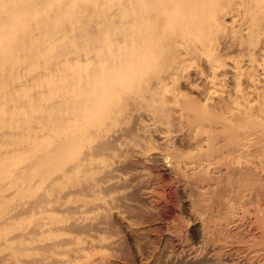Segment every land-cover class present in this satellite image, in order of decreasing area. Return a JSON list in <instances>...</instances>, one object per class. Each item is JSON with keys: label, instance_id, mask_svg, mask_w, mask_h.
Returning <instances> with one entry per match:
<instances>
[{"label": "rangeland", "instance_id": "rangeland-1", "mask_svg": "<svg viewBox=\"0 0 264 264\" xmlns=\"http://www.w3.org/2000/svg\"><path fill=\"white\" fill-rule=\"evenodd\" d=\"M46 1L0 0V28L7 25L0 30L3 40L10 39L9 33L27 18L34 5L42 7ZM55 1L51 17L58 19L55 28H40L42 36L33 43L31 52L21 53L19 58L10 56L0 68V238L25 229L36 234L33 227L39 222L36 228L44 230L39 233V242H46L45 250L50 249L51 241L65 234L85 236L88 231L96 232L94 243L85 239V250L70 252L63 263L57 264H195L185 259V253L195 241L196 226L172 175L171 163L197 151L202 138L179 124L180 117L173 114L174 107L179 109L176 104L166 103L171 140L165 142L160 131L145 129L144 119L137 115V102L122 94L128 87L127 79L136 70L140 74L138 82L169 66V47L160 44L167 28L169 37L183 39L190 49H195L187 57L188 69L180 73L178 82L176 77L170 84L168 98L181 91L182 104H203L206 83L193 84L191 76L193 68H199L203 75L221 79L215 101L219 103L218 118L226 119L228 104L235 99L240 104L253 99V116L260 117L258 108H264V0H198L201 4L193 17L182 12L174 22L169 16V0ZM58 4L63 11H57ZM192 4L187 0L186 5ZM226 11L238 13L239 26L231 30L229 18L224 30L214 29L210 18ZM72 13L73 21L68 22ZM42 16L41 13L37 18ZM42 19L39 26L49 25ZM73 23L75 29L71 28ZM222 39L224 46L220 45ZM1 45L5 42H0V54L5 50ZM10 45L12 49L17 46L16 42ZM156 46L158 56L153 53ZM14 71L22 75L19 79L29 77L28 88L33 90L30 96L20 86L5 91L4 86L12 87L17 79ZM135 85L139 86L138 92L141 85ZM124 115L132 117L127 120ZM112 135L119 136V140L110 138ZM161 154H168V159L163 160ZM109 161L112 167L102 166L101 162ZM109 170L115 177L107 174ZM78 183L89 189L72 194L70 189H79ZM106 196L116 199L113 206L106 203ZM16 205L25 213L15 221L16 225L2 224V218ZM79 206L91 210L75 213L74 207ZM26 208L32 209H28L30 213ZM99 224L104 227L100 234L94 227ZM3 252L0 248V257ZM45 252L48 251L41 250L39 254L46 255ZM208 253L199 257L203 264H212ZM0 262L6 263L1 258Z\"/></svg>", "mask_w": 264, "mask_h": 264}, {"label": "bare ground", "instance_id": "bare-ground-1", "mask_svg": "<svg viewBox=\"0 0 264 264\" xmlns=\"http://www.w3.org/2000/svg\"><path fill=\"white\" fill-rule=\"evenodd\" d=\"M169 1L171 2L169 5L170 6L169 16L170 17L172 16L171 20L173 22L179 17V15L182 12L184 14H188L187 15L188 17H193L194 14L198 11L199 3L201 4V1L198 2V0H192L193 1L192 6L186 5L187 0H186V2H184V0H169ZM48 2H50L49 5H48ZM56 2L57 1H55V0H47L44 4L45 6L40 7L41 5L40 6L34 5L30 11V14H28L27 18L24 19L23 21H21L18 26H16V28H17L16 30L12 29L14 32L9 33V36H10L9 40L4 41L3 39H5V37L0 36V38L2 39V40H0V42L1 43L5 42V45H3V46L1 45V48H4L5 50L3 51V53L0 54V68H2V65L6 64V60L9 61L12 56H13V58L14 57L19 58L21 53L31 52L32 47H33V43L36 42V40L38 38H41V36H42L41 33L39 32L40 28H45V27L55 28V25H57L56 21L58 19L57 18L52 19L51 17L53 16V11H52L53 9L52 8L56 4ZM237 2H236V4H237ZM57 7L59 8L57 10L58 12L63 11V8L59 4L57 5ZM235 7H237V6H235ZM41 13L43 16L37 18L38 15H40ZM72 15H73V13L71 15H69L71 17V19H69L68 22L73 21ZM152 18H153V16H152ZM229 18H230V25L232 27V28L230 27L231 30L237 28L239 26V21L241 18L239 17L238 13H235V12L230 13V11H229V13L227 11L222 12V13H215L210 18L211 23H212L211 26L214 29L215 28H222V29L224 28L225 29L226 28V26H225L226 22L225 21H226V19H229ZM41 19L46 24H49V25L39 26V24H41V22H42ZM78 19H80V18H78ZM154 19H155V17H154ZM154 19H153V22L155 21ZM74 24L75 23H73V25H71L72 29H75ZM226 24H228V23H226ZM84 25H85V23H84ZM167 25L170 26V24H167ZM4 26H7V25H3L0 28V30H2V28H4ZM166 30H167V28L165 29V31L163 32V34L161 36V43L160 42L159 43L161 44L162 47H166V46L169 47V51H170L169 66H167L163 70L151 72L146 77L143 76V79H140V81H138V82H135V81H136V79H139L140 74H139V71L136 70L127 79L128 87L124 90L122 96L123 97L127 96L128 99H130V97L132 96V98L137 102L136 106L138 107V111H139L137 115L144 119L142 123H143L145 129L146 130L148 129V130L153 131V132L160 131L163 135V139L165 140V142L171 140V133L169 131L170 129L167 128L168 122L166 121V118L168 117L167 114L170 111L169 112L165 111L166 103H168V104L172 103L174 105L176 104V107L179 109H176L174 107V109H173L174 113H173L172 109H171L172 110L171 113H173L174 115H178L181 120L177 119V118H175V120H180V121H178V122H180L179 124H181V125L185 124L186 127H188L194 135H196L198 137L200 136V139L202 138V143L197 144V148H196L197 151H194L189 157H187V156L183 157L184 156V154H183V156L179 157V159L177 161H173L171 163L172 168L174 170L173 174L172 173L171 174L174 175L175 178L177 179V184H179V188H180L179 191H180L181 195L186 198V200H185V203L187 205L186 207L191 212L190 214H191L193 226L194 227L196 226L195 227L196 228L195 241H193V243L191 242L192 244L189 246L190 251L188 250L189 252L187 254L185 253L186 256L184 255L185 259H187V261L195 262V264H203L201 262L202 255L205 254L206 251H208L209 252L208 254L210 255V257H208V262L210 263V261H211L212 264H264V108H263V106H262L261 110L258 108L259 112L261 113L260 117H259V115L253 116V112H254L253 110L255 108L254 107L255 105L253 103L254 101L252 102L253 99L251 101L246 100L245 103L241 102V104L235 99L234 101H232L228 104V109L226 110V114H225L226 119L218 118L217 113L219 111L218 110L219 109V107H218L219 103L215 104V101H216V98L218 97L221 79H218L217 77H215L213 75L205 76V75H203V72H201L199 70V68L198 69L193 68L191 76L193 77V84H194V82L196 83V85H198L200 82L206 83V87H207L206 90L207 91L205 93L204 100H202L203 102L201 101L203 104H200L199 103L200 101L198 102L196 107H193L191 105L188 106L187 104H182L183 101H181V99H179V96L181 95V91H177V92L175 91L176 94L172 98H170V97L168 98L167 91H169V89H170V84L173 82L174 78L176 79V77H177V82H178V80L180 78V73L184 74L185 70L188 69L187 68V66H188L187 65V62H188L187 57H189V55L191 54V51L195 50V49H190L189 45L185 44L183 39L176 38L173 40L171 36L169 37L170 32L168 33V32H166ZM242 34H243V32H242ZM241 36H244V35H241ZM11 42H16L17 46L14 49H12L13 46L10 45ZM143 42L145 43V41H143ZM220 45H222V46L225 45V43L223 42V39L221 40ZM195 48H197V47H195ZM215 49H217V48H215ZM234 49L237 50V48H234ZM157 51H158V47L156 46L153 49V53H154V55L156 54V56H158ZM240 52H242V51H240ZM138 53H140V51ZM250 53H252V52H250ZM198 54H200V53H198ZM190 60H191V58L189 59V61ZM58 64H59V62H58ZM27 67L30 68L28 65H27ZM107 67H108V65H107ZM254 67H255V65H254ZM48 68H51V65ZM21 70H22V68H21ZM240 71H242V70H240ZM15 73H16L14 75L15 78L17 76V79H15L16 82L15 81L13 82L12 87L11 86H9V87L4 86L5 91H9V90H12V89L20 86L22 89H24L25 94L30 96L32 94L33 90L30 91L28 88L29 77L24 76V78L19 79V76H22V75H19L18 72H15ZM31 77L32 76H30V78ZM236 77H237V75L235 73L234 78L236 79ZM190 80H191V78H190ZM236 80H237V88H238L239 79L237 78ZM136 83H138V85H141L138 92H136V91L139 88V86H136L135 85ZM221 83H222V81H221ZM225 83H227V82H225ZM191 84H192V82H191ZM222 87H225V86H222ZM240 91H239V93H240ZM248 94H250V93H248ZM245 95H246V93H245ZM253 96H255V95L253 94ZM225 100H226V98H225ZM46 104H47V102H46ZM46 106L48 108V105H46ZM131 106H132V104L130 105V107ZM222 107H223V105H222ZM127 108H125V109L127 110ZM167 108H168V106H167ZM128 110H133V108L132 109L129 108ZM133 112H134V110H133ZM133 112H130L131 115ZM121 113L123 114L124 111ZM121 113H120V115H121ZM130 116H128V117H130ZM136 116H134V117H136ZM125 117H127V116H125ZM128 117L126 118L127 120H128ZM138 118H136V119L138 120ZM123 119H125V118H123ZM169 119H170V117H169ZM169 119H168V121L174 120V119H171V120H169ZM127 120H123V121L126 122ZM123 130H124V128H123ZM126 130H128V129H126ZM153 132H151V133L153 134ZM147 136H146V138H147ZM117 137H119V136H117V135L110 136V138H113V139L117 138ZM194 139H195V137H194ZM167 143H169V142H167ZM114 147H116V146H114ZM166 148H167V146H166ZM134 152H136V151H134ZM87 155H89V154H87ZM161 155H162L163 160L168 159V156H169L168 154H161ZM106 157H108V156H106ZM114 157H115V155H113V158ZM105 159L106 158H104V160ZM146 160L147 159H145L144 161H146ZM101 164L103 167L108 166L107 168H109L111 166L110 164H112V162L111 161L105 162V163L101 162ZM103 167L100 166V169L101 168L103 169ZM112 171L110 172V170H109L108 172H110V173H107V174L110 175L112 173ZM106 172H107V170H106ZM114 172H115V170H114ZM114 175H115V173H114ZM114 175L111 174V176L115 177ZM97 176H98V174H97ZM103 177H104V175H103ZM164 178H165V176H164ZM164 178H163V181H165ZM103 182L106 184V183H109V180H103ZM95 183H96V181H95ZM78 185H79V183H78ZM79 186H80V187H78L79 189L73 190V188H71L70 189L71 193L76 194V193L86 191L89 189L88 187H86V185H79ZM16 192H18V190H16ZM8 195H10V194H8ZM146 196H147V194H146ZM106 199H107L106 203L109 204V206H113L115 204V200H116L115 198H112L111 196L110 197L106 196ZM23 204H24V202H23ZM18 205L13 206L10 210L8 209L9 210L8 213H6V215L1 220L2 224H7V226L8 225L9 226L16 225L15 221H18L19 216H22V213L23 212L25 213V211H26L25 209H24V211L21 210L20 206L18 207ZM27 205H29V204H27ZM28 207H31V206H28ZM100 207H102V206H100ZM26 209L28 211L29 208H26ZM89 209L90 208L82 209L79 206L76 209L74 207L73 210L76 211L75 213H82L83 210H84V212H86V211H89ZM94 209H96V208H94ZM31 210L29 209V211H31ZM46 210H48V209H46ZM65 212H66V210H65ZM44 213H46V212H44ZM27 214H26V217H27ZM32 215H33V213H32ZM34 215H35V213H34ZM102 217H104V216H102ZM40 218H42V217H40ZM103 221H104V219H103ZM101 224H99L98 226H96V225L94 226L97 229V233H99L100 231H102L104 229V227H102ZM38 225H40L39 222L34 223L33 229H34V231H36V234L34 232H32L31 229H30V231L25 229L22 231H20V230L15 231L16 233H14L12 231V232L4 235L3 237H1L0 238V248H2L4 252L1 253L3 255H1L2 257H0V258L2 260L6 261L7 264H38V263L39 264H57L59 262L64 261L65 258L67 257V255L70 254V252H77V251L79 252V251L85 250V245H84L85 239L86 240L89 239V240L93 241V243H94L95 238H97L96 232L93 230L88 231L85 235L86 237L84 236V234L78 235V234H74V233H73L74 234L73 236H69V233H68V234L63 235L62 239H60V240L58 239V241H54V242L51 241V245L47 243L48 245H50L49 246L50 249L48 248L49 250H45L46 242H44L45 244L42 242H39L40 241L39 235L44 233L43 232L44 230H42L41 228L37 229L36 227ZM5 227H6V225H5ZM17 232H19V233H17ZM30 232H32V233H30ZM46 232H47V229H46ZM117 232H119V231H117ZM55 233H56V231H55ZM63 234H64V232H63ZM60 235H61V233H60ZM52 236H54V235H52ZM18 240H19V242H17ZM110 244H112V243H110ZM88 248H90V246ZM88 248H86V249H88ZM24 250H25V253H22L21 251H24ZM41 250L42 251H48V252L47 253L45 252L46 255H44V254L41 255V254H39V251H41ZM199 257H201V258H199Z\"/></svg>", "mask_w": 264, "mask_h": 264}]
</instances>
